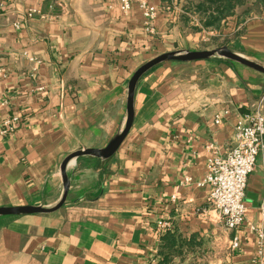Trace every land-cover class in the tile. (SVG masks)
Listing matches in <instances>:
<instances>
[{
  "label": "crops",
  "instance_id": "obj_1",
  "mask_svg": "<svg viewBox=\"0 0 264 264\" xmlns=\"http://www.w3.org/2000/svg\"><path fill=\"white\" fill-rule=\"evenodd\" d=\"M147 1L157 8L152 33L137 4L123 13L117 0H0V131L18 118L0 133V207H54L63 160L104 148L123 129L135 70L165 52L197 50L212 35L184 28L167 0ZM227 20L218 31L229 35L224 46L264 67V14L236 31ZM262 97L264 73L226 58L152 67L135 85L117 150L67 162L58 209L0 215V264H159L161 220L199 242L170 264H264V149L247 177L237 249L203 183L205 145L224 155L235 123ZM249 225L262 231L261 248Z\"/></svg>",
  "mask_w": 264,
  "mask_h": 264
},
{
  "label": "built area",
  "instance_id": "obj_2",
  "mask_svg": "<svg viewBox=\"0 0 264 264\" xmlns=\"http://www.w3.org/2000/svg\"><path fill=\"white\" fill-rule=\"evenodd\" d=\"M118 8L123 13L128 12L132 4H137L145 21V30L153 32V20L157 8L147 0H117ZM1 12V6H0ZM36 10H28L19 15L13 22L15 28H19L31 19ZM16 116L3 121L0 133L11 132ZM220 117H214V123L219 124ZM264 149V98L255 101L252 108L242 114L233 127V144L224 155L218 150L215 142H208L205 150L209 156L206 163V174L203 183L209 185L210 192L207 202L217 211L219 219L224 223L227 230L234 234L230 241V249L239 247L240 230L243 227L246 216V204L244 190L247 177L253 170L258 154ZM174 198V197H172ZM158 227L162 232L170 230L171 225L166 220L158 221ZM248 231L255 233L259 239L261 248L263 233L253 225L248 226Z\"/></svg>",
  "mask_w": 264,
  "mask_h": 264
},
{
  "label": "water",
  "instance_id": "obj_3",
  "mask_svg": "<svg viewBox=\"0 0 264 264\" xmlns=\"http://www.w3.org/2000/svg\"><path fill=\"white\" fill-rule=\"evenodd\" d=\"M222 57L226 58L228 60L237 62L239 64H242L244 66H247L251 69H254L256 71H259L261 73H264V67L262 65H259L253 61L248 60L247 58L236 54L229 50L226 46L214 48V49H204V50H193V51H170V52H165L162 53L144 64H142L139 68L135 70L133 75L131 76L129 82H128V95H127V119L125 122V125L123 129L118 132L116 135H114L110 141L107 143V145L104 148L101 149H82L78 150L74 153H71L68 155L62 162L61 165V173L63 176V181H64V192L63 195L60 199V201L52 208H43L40 206H29V205H24V206H11V207H0V215H20V214H32V213H48L52 212L56 209H58L64 202L67 194V188H68V182H67V177L65 175V166L67 162L80 155H92L96 157H101V158H107L111 156L119 147L120 143L122 142L123 138L127 134L131 122H132V104H133V93H134V88L135 85L138 81V79L149 69L152 67L156 66L157 64H160L165 61H182V62H187V61H194V60H199V59H208L210 57Z\"/></svg>",
  "mask_w": 264,
  "mask_h": 264
},
{
  "label": "trees",
  "instance_id": "obj_4",
  "mask_svg": "<svg viewBox=\"0 0 264 264\" xmlns=\"http://www.w3.org/2000/svg\"><path fill=\"white\" fill-rule=\"evenodd\" d=\"M244 5L246 8L264 7V0H202L197 10L201 12L204 27L218 28L226 17L236 14V10ZM247 12L244 9L239 16L245 19ZM194 240V235L186 238L177 230H166L161 235L157 248L159 264H170L174 257L181 256L192 244L199 243Z\"/></svg>",
  "mask_w": 264,
  "mask_h": 264
},
{
  "label": "rangeland",
  "instance_id": "obj_5",
  "mask_svg": "<svg viewBox=\"0 0 264 264\" xmlns=\"http://www.w3.org/2000/svg\"><path fill=\"white\" fill-rule=\"evenodd\" d=\"M202 0H167L165 7L169 11H174L177 12L179 15L181 25L184 28H188L191 33H195L201 30L205 31H212V35H209V39L206 40L205 43L201 44V41L199 45L196 47L197 50H204V49H214L218 47L224 46L225 42L229 38V35L220 34L218 33L220 27H229L230 23L227 22V18L233 17L235 22H232V27L236 26L233 28V31H236L235 29L240 27L242 23L245 22V20L252 18V17H257L261 16L264 14V7L263 6H258V7H252L251 8H246L247 6L244 5L236 10V14L232 16L226 17L220 26L218 28H209V27H204L203 22L201 21V12L198 11V5L201 3ZM163 8V6H162ZM244 9H247V15L245 19L239 16V13L243 11ZM236 24V25H235ZM227 27V28H228ZM231 27V29H232Z\"/></svg>",
  "mask_w": 264,
  "mask_h": 264
}]
</instances>
